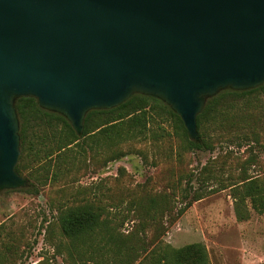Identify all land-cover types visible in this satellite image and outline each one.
<instances>
[{
  "label": "water",
  "instance_id": "obj_1",
  "mask_svg": "<svg viewBox=\"0 0 264 264\" xmlns=\"http://www.w3.org/2000/svg\"><path fill=\"white\" fill-rule=\"evenodd\" d=\"M262 84L264 0H0V190L26 183L19 97L80 135L89 110L149 95L198 141L207 98Z\"/></svg>",
  "mask_w": 264,
  "mask_h": 264
},
{
  "label": "rangeland",
  "instance_id": "obj_2",
  "mask_svg": "<svg viewBox=\"0 0 264 264\" xmlns=\"http://www.w3.org/2000/svg\"><path fill=\"white\" fill-rule=\"evenodd\" d=\"M161 121L169 133L163 138L124 141L92 154L76 148L67 157L28 154L18 173L25 185L0 190V264H93L67 252L58 226L59 209L83 204L99 207L122 239L120 252L101 251L103 264H119L127 246L138 256L130 264H151L165 246L195 242L204 245L208 264H264V213L250 208L249 219L236 220L225 186L245 159L257 157L245 165L248 175H264V131L260 143L245 144L240 132L210 128L204 136L210 146L189 150L173 122ZM194 190L204 196L176 214L181 192ZM156 195L175 202H163L155 214L150 201Z\"/></svg>",
  "mask_w": 264,
  "mask_h": 264
},
{
  "label": "trees",
  "instance_id": "obj_3",
  "mask_svg": "<svg viewBox=\"0 0 264 264\" xmlns=\"http://www.w3.org/2000/svg\"><path fill=\"white\" fill-rule=\"evenodd\" d=\"M15 108L20 136V156L15 170L20 173L28 154L38 160L54 153L67 157L76 148L77 152L92 154L124 141L163 138L169 133L160 125L162 117L173 122L174 133L182 137L189 150H204L210 146L204 137L210 128H218L226 133L240 132L245 144L260 143V133L264 131V84L246 90L226 88L207 98L196 117L198 141L189 139L180 117L167 104L156 97L140 93H133L110 109L89 110L80 135L76 134L63 115L39 107L33 97L17 98ZM256 158L245 159L235 181L225 185L230 188L234 215L238 221L250 218V208L256 213H264V175H248L245 167L254 164ZM40 176L46 178L43 174ZM181 193L184 204L176 214L204 196L199 190ZM151 200V209L155 214L162 211L163 202H175L174 197L169 201L162 195H156ZM57 218L60 233L68 241L66 250L70 255L75 254L78 260L103 264L105 256L101 251L120 252L122 239L115 237L113 227L108 224L99 207L83 204L62 208L58 210ZM105 228L106 231L103 230ZM102 231L107 239L103 244ZM92 253H96V256ZM134 256L138 257L135 248L127 246L125 253L120 256L119 264H130ZM151 264H208V255L204 245L198 242L178 248L165 246Z\"/></svg>",
  "mask_w": 264,
  "mask_h": 264
}]
</instances>
